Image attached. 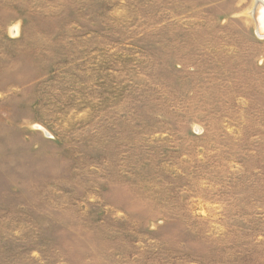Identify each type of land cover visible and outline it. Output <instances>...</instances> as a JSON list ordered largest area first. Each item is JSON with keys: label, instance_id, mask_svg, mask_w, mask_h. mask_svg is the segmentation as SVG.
Listing matches in <instances>:
<instances>
[{"label": "rangeland", "instance_id": "374dc122", "mask_svg": "<svg viewBox=\"0 0 264 264\" xmlns=\"http://www.w3.org/2000/svg\"><path fill=\"white\" fill-rule=\"evenodd\" d=\"M257 0H0V264H264Z\"/></svg>", "mask_w": 264, "mask_h": 264}, {"label": "bare ground", "instance_id": "6f19581e", "mask_svg": "<svg viewBox=\"0 0 264 264\" xmlns=\"http://www.w3.org/2000/svg\"><path fill=\"white\" fill-rule=\"evenodd\" d=\"M261 1L262 3L264 0H257ZM261 2H258L255 7V13L254 9L251 12V16L255 25V30L257 31L258 35L261 37H264V4Z\"/></svg>", "mask_w": 264, "mask_h": 264}, {"label": "water", "instance_id": "95a60500", "mask_svg": "<svg viewBox=\"0 0 264 264\" xmlns=\"http://www.w3.org/2000/svg\"><path fill=\"white\" fill-rule=\"evenodd\" d=\"M258 2H261V1H257V3H258ZM257 3H256V5H257ZM261 3H262V2H261ZM262 4H264V2H263ZM256 5L254 6V13H255V11H256V10H255Z\"/></svg>", "mask_w": 264, "mask_h": 264}]
</instances>
